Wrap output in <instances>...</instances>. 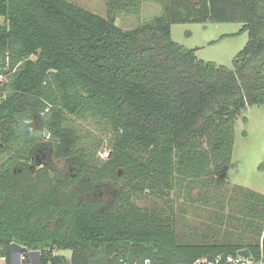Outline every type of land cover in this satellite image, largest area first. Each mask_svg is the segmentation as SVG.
Here are the masks:
<instances>
[{
	"label": "trees",
	"instance_id": "1",
	"mask_svg": "<svg viewBox=\"0 0 264 264\" xmlns=\"http://www.w3.org/2000/svg\"><path fill=\"white\" fill-rule=\"evenodd\" d=\"M143 1L106 0L103 16L69 0H0L5 264L14 252L68 264L59 250L69 264H180L245 249L264 262V193L228 181L237 119L264 106V0H153L161 15L120 27L115 13ZM210 23L249 34L233 69L172 38L176 24Z\"/></svg>",
	"mask_w": 264,
	"mask_h": 264
},
{
	"label": "rangeland",
	"instance_id": "2",
	"mask_svg": "<svg viewBox=\"0 0 264 264\" xmlns=\"http://www.w3.org/2000/svg\"><path fill=\"white\" fill-rule=\"evenodd\" d=\"M69 1L97 14L108 15L106 0ZM163 6V3L144 0L139 12H117L115 18L123 29H132L161 15ZM4 20L5 18L0 16V23ZM242 27L241 23L176 24L172 27V38L184 48L195 49L199 60L233 69L235 58L249 41L248 33L240 34ZM72 123L83 130L86 136L89 130L95 132L88 123L77 120ZM50 137L48 132L44 134V139L48 140ZM4 158L6 159V155L0 153V162ZM58 164L59 168H67L65 162L58 161ZM228 181L231 185H241L264 193V106H250L237 119L236 142ZM152 202L155 201L142 199L138 201V205L147 207ZM175 203H178L180 208H188V222L193 224L197 215L194 206L186 205L182 198L177 199ZM57 254L64 255L67 263H70L71 251L59 250Z\"/></svg>",
	"mask_w": 264,
	"mask_h": 264
},
{
	"label": "built area",
	"instance_id": "3",
	"mask_svg": "<svg viewBox=\"0 0 264 264\" xmlns=\"http://www.w3.org/2000/svg\"><path fill=\"white\" fill-rule=\"evenodd\" d=\"M5 78L0 75V83ZM101 156L103 158L108 157V153H102ZM32 254V253H31ZM29 255L22 254L20 255V260L22 262H25L28 260ZM147 264H150L149 261L146 262ZM180 264H264L263 260H254L251 258H244L243 256L239 255L237 253L236 255H218L215 257H204L200 258L194 262H187V263H180Z\"/></svg>",
	"mask_w": 264,
	"mask_h": 264
},
{
	"label": "crops",
	"instance_id": "4",
	"mask_svg": "<svg viewBox=\"0 0 264 264\" xmlns=\"http://www.w3.org/2000/svg\"><path fill=\"white\" fill-rule=\"evenodd\" d=\"M55 253L57 254V251ZM28 255H29L28 260L25 261V262H22L20 260V257L17 256L16 259H15L14 264H16V263H21V264H40V257H39L38 254L29 253ZM5 263H6V260L4 258H0V264H5Z\"/></svg>",
	"mask_w": 264,
	"mask_h": 264
},
{
	"label": "water",
	"instance_id": "5",
	"mask_svg": "<svg viewBox=\"0 0 264 264\" xmlns=\"http://www.w3.org/2000/svg\"><path fill=\"white\" fill-rule=\"evenodd\" d=\"M31 253L32 254H38L39 255V252H31ZM20 255H21V252H14V254H13V264L15 262L16 257L17 256L20 257ZM239 255L243 256L244 258H251L252 257L251 256V253H250V251L248 249H245V250L240 251L239 252Z\"/></svg>",
	"mask_w": 264,
	"mask_h": 264
}]
</instances>
